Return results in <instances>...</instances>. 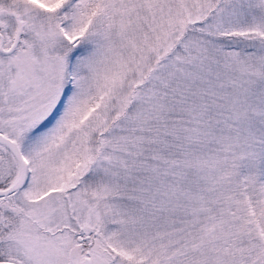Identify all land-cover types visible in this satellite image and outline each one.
<instances>
[{"label": "snow or ice", "instance_id": "6c2138e0", "mask_svg": "<svg viewBox=\"0 0 264 264\" xmlns=\"http://www.w3.org/2000/svg\"><path fill=\"white\" fill-rule=\"evenodd\" d=\"M0 264H264V0H0Z\"/></svg>", "mask_w": 264, "mask_h": 264}]
</instances>
